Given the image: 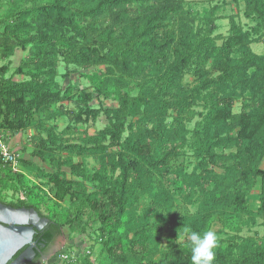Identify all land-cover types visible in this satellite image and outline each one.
<instances>
[{"label": "trees", "instance_id": "obj_1", "mask_svg": "<svg viewBox=\"0 0 264 264\" xmlns=\"http://www.w3.org/2000/svg\"><path fill=\"white\" fill-rule=\"evenodd\" d=\"M41 1L42 5L35 4L18 13L19 20L6 26L5 32L0 34L2 57H10L16 49L25 50L30 46L35 60L26 74L20 67L16 70L17 74L28 78L21 82L4 80L7 67L0 68V107L12 101L17 109L12 118L4 119L0 130L9 131L11 137H15L30 128L43 127V122H34V117L45 122L69 117L76 123L87 124L103 116L107 127L82 146L67 144L48 131L46 138H37L38 150L33 157L43 160L44 150L58 148L68 154L92 156L103 170L109 166L112 174L118 173L113 180H107L100 173L89 176L67 158L56 165L54 174H42L48 180L58 179L63 176L60 168L65 166L82 182H95L90 194H86L82 183L71 185L83 189L76 196L79 207L93 202L102 237L105 235L107 242L114 243L118 231L125 226L123 219L137 202L136 192L145 190L143 187L155 173H167L168 162L179 156L187 142V115L195 105L201 104L206 113L192 133L198 171L192 178L201 191L202 200L192 216H171V228L186 234V241L184 245L169 248L157 264H264V245L228 244L201 256L197 249L200 241L207 237L214 216L222 222L221 218L229 214L227 210L239 217L249 213L245 199L258 181L262 192L255 215L264 217V169L260 168L264 160V56L252 52L250 46L256 40L231 21L228 37L217 46L209 31L193 32L182 20L183 0ZM243 1L245 12L259 21L264 45V0ZM106 14L109 24L96 29L97 18ZM29 16L42 21L35 34L30 33L32 25L25 20ZM173 18L180 20L176 27L168 29L167 21ZM81 21L86 22L83 31L78 25ZM58 56L66 66L84 70L105 67V71L98 74L101 84L94 88L97 96L108 93L111 87L116 90L130 87V91L138 89V93L131 97L117 91L116 108L99 106L95 109L90 106L91 93L76 90L79 109L76 113L64 110L59 104L73 97L70 96L73 88L68 86L62 91L55 81ZM208 62L210 70L204 68ZM191 67L196 85L186 89L180 83ZM136 75H140V82L131 85ZM245 95H250V109L231 114L228 110L231 101ZM55 105H59L58 108L52 109ZM169 110L174 112L172 133L164 128ZM135 118L137 125L127 124L128 119ZM147 124L151 128L148 129ZM229 147L234 152H217ZM108 149L115 151L107 153ZM21 163L31 167L25 161ZM0 166L5 169V179L22 186L26 194L39 198L40 189L33 186L29 190L24 173L13 172L1 162ZM180 179L179 173L162 175L154 202L163 203L166 211L169 209L168 189ZM7 205L32 208L46 218L35 206L22 201ZM48 221L50 234L46 240L51 241L61 235L62 224L52 219ZM236 247L239 253H235ZM132 261L142 264L137 257Z\"/></svg>", "mask_w": 264, "mask_h": 264}, {"label": "rangeland", "instance_id": "obj_2", "mask_svg": "<svg viewBox=\"0 0 264 264\" xmlns=\"http://www.w3.org/2000/svg\"><path fill=\"white\" fill-rule=\"evenodd\" d=\"M35 4L42 5L41 0H0V34L5 32L6 26H11L19 20L18 13L25 12ZM182 20L193 30V32L203 33L209 31V36L214 38L215 44L221 46L229 35L230 22H234L243 31L248 32L253 40H256L251 46L253 53L264 56V45L262 43V29L259 26L257 18L245 12L243 0H183L182 2ZM25 20L32 25L30 33L35 34L38 30L41 20L34 17H27ZM179 18L169 19L167 21L168 29L176 27ZM110 22L109 15L100 16L95 23L96 29L106 27ZM79 29L83 31L86 22H79ZM25 30L21 38L25 36ZM73 35V33H70ZM261 36V37H260ZM234 54L233 56H237ZM34 50L30 46L25 50L16 49L12 56L2 57L0 50V68L7 67V72L3 79H11L15 82L25 81L28 78L17 74L16 70L20 67L26 74L35 62L33 59ZM56 78L61 90L68 86L73 89L69 101L60 103L64 110L76 113L80 105L76 102L75 91H85L92 95L90 103L91 108L101 106L104 109H113L118 106L115 99L116 92L121 94L128 93L134 97L138 89L130 91V87L116 90L111 87L108 93L97 96L94 92L95 86L101 84L102 79L98 76L100 72L105 71V67H92L84 70L73 65L66 66L62 57L58 56L56 60ZM210 62L204 68L210 70ZM251 72V71H250ZM216 76L213 72L212 77ZM140 82V75H136L131 82L135 85ZM181 86L191 89L196 85L193 75V67L189 68L182 80ZM250 95L235 98L229 104L231 114H239L242 110L250 109ZM59 105L52 106V109ZM16 108L9 101L8 105L0 107V125L5 118H12L16 113ZM206 111L201 104L195 105L187 115L185 128L187 130L186 144L180 149L179 156L168 162L167 173L162 175L179 173L181 179L176 185L168 189L167 198L169 199V209L162 203L159 205L154 202L155 195L159 191L162 183V175L155 173L143 188L136 192L137 202L130 209L125 217V226L120 228L114 243L106 241V237L101 232L100 222L96 217L93 202L89 201L85 207H79L76 196L83 191L80 187H73V183H82L85 186L86 194L94 191L95 182L84 181L72 176L70 169L62 166L60 171L63 176L60 178L45 179L42 174H54L56 165L63 163L69 158L71 162L80 170L91 176L100 173L107 180H113L117 172L111 173L109 166L103 170L99 162L92 156H81L58 148L44 150L43 160L33 157L38 150L37 138H46L48 131L67 144L82 146L85 142L96 137V134L107 127V121L103 116H99L95 121H89L87 124L76 123L69 117H60L52 121H42L41 118L34 117V122L40 120L42 128L33 127L21 132L15 137H11L9 131L3 132L8 147L16 156L20 170L26 177V186L29 190L35 186L40 189L39 198L26 194L25 189L16 185L13 181L4 178V171L0 166V201L5 204L17 203L22 201L26 204L35 206L41 215L48 219L56 220L62 224L61 237L56 240V252L44 259L40 264H134L132 259L137 257L142 264H157L163 260V255L169 248L177 245H184L186 234L180 230L173 231L170 225L172 215L181 217L183 215L192 216L198 210L202 200V194L192 178L197 174L196 159L192 146V133L197 129L196 125L201 123ZM174 112L168 111V116L164 122V128L168 133H172L175 127L172 116ZM137 118L127 120L136 124ZM146 127L151 128L150 124ZM236 131H234L235 134ZM8 135V138L7 137ZM127 133L124 134V137ZM107 144V141L104 143ZM115 149H108L106 152H114ZM218 153L234 152L229 147ZM21 161L31 165L27 168ZM264 169V160L260 166ZM215 172L219 170L215 169ZM71 182V183H69ZM69 183V185H68ZM72 184V185H71ZM262 192V185L258 181L256 187L246 197L245 204L249 213L239 217L229 214L221 218L217 216L211 220L207 237L200 241L197 249L198 256L207 255L209 250L215 247H226L228 244L242 245L247 242L250 247L264 245V217L255 215L259 207V198ZM235 253H239L238 247Z\"/></svg>", "mask_w": 264, "mask_h": 264}, {"label": "water", "instance_id": "obj_3", "mask_svg": "<svg viewBox=\"0 0 264 264\" xmlns=\"http://www.w3.org/2000/svg\"><path fill=\"white\" fill-rule=\"evenodd\" d=\"M39 220L41 216L32 208H13L0 203V264H8L19 250L29 245L34 233L32 225ZM45 222L48 219H42ZM27 223L32 225L27 227ZM32 255L31 251L21 254L11 264H25Z\"/></svg>", "mask_w": 264, "mask_h": 264}, {"label": "flooded vegetation", "instance_id": "obj_4", "mask_svg": "<svg viewBox=\"0 0 264 264\" xmlns=\"http://www.w3.org/2000/svg\"><path fill=\"white\" fill-rule=\"evenodd\" d=\"M42 219L44 218L41 217V220L36 222L35 225L27 223V227L32 225L34 229L32 239L29 245L19 250L8 264L14 262L21 254H29V251H31L33 255L28 258L25 264H40L44 259L56 252V240L60 238L61 235L54 237L51 241H47L46 236L50 234L47 228L49 226V221L43 224Z\"/></svg>", "mask_w": 264, "mask_h": 264}, {"label": "built area", "instance_id": "obj_5", "mask_svg": "<svg viewBox=\"0 0 264 264\" xmlns=\"http://www.w3.org/2000/svg\"><path fill=\"white\" fill-rule=\"evenodd\" d=\"M7 144L3 132L0 130V162L13 172L21 173L19 162Z\"/></svg>", "mask_w": 264, "mask_h": 264}]
</instances>
